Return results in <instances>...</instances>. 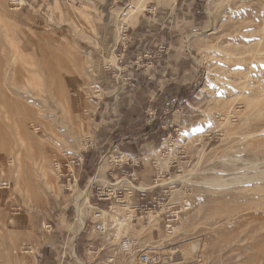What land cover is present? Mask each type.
Listing matches in <instances>:
<instances>
[{"label": "rangeland", "instance_id": "374dc122", "mask_svg": "<svg viewBox=\"0 0 264 264\" xmlns=\"http://www.w3.org/2000/svg\"><path fill=\"white\" fill-rule=\"evenodd\" d=\"M9 1L0 0V182L10 186L0 188V231L5 237L0 264H9L3 250L10 243L31 251L17 252L11 264H140L143 254L159 256L157 264H264V0H145V11L128 25L123 18L131 0H106L103 5L111 4L110 9L103 7V0H89L96 9L93 22L101 49L95 46L91 26L80 17L69 11L74 30L53 15L55 0H24L19 10H14L17 2ZM138 23L142 32L130 35ZM167 33L174 36L170 52L178 51L199 73L187 99L167 116H147L148 125L157 122L164 132L153 142L160 166L158 181L151 186H167L166 193L162 191L157 203L134 210L130 191L128 196L119 191L124 185L116 178L115 201L105 212L126 225L120 233L109 227L104 234L94 232L105 219L104 210L86 202L84 227L76 234L73 191L63 187V176L68 170L76 172L71 162L95 139L99 86L117 89L119 95L126 89L138 95L136 65H126L141 64L140 52L159 49V36ZM59 48H69L71 56ZM15 51L27 53L26 60L35 63L31 69L45 71L47 107L33 106L32 96L7 91L3 73L10 69L8 83L24 89L20 84L25 71L7 62ZM73 65L83 69L75 71ZM46 69L58 89L50 84ZM53 102L60 108L56 114L46 110ZM38 108L44 117L36 114ZM68 129L74 134L68 135ZM18 139L31 147L21 148ZM41 155L46 156L43 162ZM18 157L21 178L27 179L20 187L14 176ZM120 160L111 154L103 164L120 165ZM41 166L46 180L40 179ZM91 170L90 178L96 173ZM83 184L78 190L88 185ZM99 184L109 186L108 181Z\"/></svg>", "mask_w": 264, "mask_h": 264}, {"label": "crops", "instance_id": "0c3cea01", "mask_svg": "<svg viewBox=\"0 0 264 264\" xmlns=\"http://www.w3.org/2000/svg\"><path fill=\"white\" fill-rule=\"evenodd\" d=\"M105 2L106 0H103L101 4ZM103 7L110 9L111 4L103 5ZM162 28L161 30H164ZM142 30L138 23L135 27H131L129 32L130 35H139ZM173 41L174 36L169 33L159 36L156 43L159 49L143 50L140 52L141 64L134 62L135 64L126 65V68H133L132 66L136 65L135 77L139 80H134L139 83L138 95L130 94L128 89L123 92V95H119L116 92L117 89H102L99 86L102 94L98 96L97 101H94L93 112V122L96 124L93 128L95 139L93 143L86 146L79 157H76V172L66 171L63 176L65 178L63 187L74 193V188L79 189L81 181L84 182V186L87 185L90 178L88 171L95 168L96 172L103 164L104 158L111 157V154L120 156V165L111 164L110 161L107 167H104L103 176H101L103 181L100 182L108 181L109 186H101L100 182L98 184L95 182L91 186L87 199L91 208L104 211L106 208H111L110 205L114 203L116 196L117 189H113L117 185L116 178L124 185L119 191L124 192L125 196H128L126 192L130 191L128 198L131 200L130 207L134 210L152 205L164 188H167V186H151L153 182L158 181L155 177H159L160 166L154 155L157 145L153 142L162 139L164 132L160 133L157 122L148 125L147 116L152 112H155V115L157 113L158 116V112L167 116L170 108L187 99L190 89L196 84L199 73V70L186 61L178 51L170 52ZM144 59H147V62L144 63ZM102 82L111 86L106 80ZM153 117H150V120ZM161 127L165 129V126ZM113 181L116 182L113 183ZM78 237L79 235L76 239ZM71 250L74 254L78 251L75 244Z\"/></svg>", "mask_w": 264, "mask_h": 264}, {"label": "bare ground", "instance_id": "6f19581e", "mask_svg": "<svg viewBox=\"0 0 264 264\" xmlns=\"http://www.w3.org/2000/svg\"><path fill=\"white\" fill-rule=\"evenodd\" d=\"M145 0H131L130 2V5H129V9L128 11H126L127 13L125 14L124 18H123V24H134L136 21H137V17H138V14L139 13H142L143 11H145V7L142 5L144 3ZM10 4H13L15 2H17L18 4V7H16L14 10H19L20 7H22L24 5V0H19V1H16V0H10L9 1ZM68 3H71V6L68 5ZM208 5V4H207ZM208 9V8H207ZM206 9V10H207ZM127 10V9H126ZM51 11L53 13V15H55L58 19H60V21H65V22H68V23H71L73 29L75 30V22L72 20L71 16L69 15L70 12H72L73 14H75L77 17H80L83 21H85L87 24H89L91 26V31L92 33L90 32L91 35L94 36L95 40H93L95 43H96V48L98 47L99 49H101V44L98 42V31H97V27L95 26V23L93 22V16L95 15L96 13V9L93 7V4L91 3V1H87V0H55L54 1V4L53 6L51 7ZM70 11V12H69ZM207 14L210 13V11H206ZM125 13V12H124ZM117 20V17L115 18ZM115 20V21H116ZM82 21V22H83ZM80 22V21H79ZM118 23V21L116 22ZM82 26V25H81ZM86 27H84V25L82 26L83 28H87V25H85ZM82 29V28H81ZM89 29V28H88ZM87 29V30H88ZM77 32V31H76ZM79 32V31H78ZM88 33V32H87ZM89 34V33H88ZM86 38V36H84ZM17 45V44H16ZM68 46H71V45H68ZM71 49V48H70ZM74 49V48H73ZM59 50H62L59 48ZM72 50V49H71ZM75 50V49H74ZM63 51V50H62ZM11 52V51H10ZM22 52V51H21ZM64 53H66V55L68 56H71L70 54H67L68 52H70L69 48H65ZM104 52V51H103ZM105 53V52H104ZM10 54V53H9ZM24 56H22L20 53H18L17 51H15L14 53H12V55L9 57V59L7 60V62L9 64H11L12 66L16 65V64H20V66L23 68V70L25 71V76H24V82L23 84L20 86L21 87H24V89H19V87L17 88L16 86H13L15 85L17 82H13L14 84L12 85L11 83L9 84L8 82L10 81V73H11V69L9 67L10 70H7V71H4V76H3V81H4V84H5V87H7V91L12 93V92H16L17 94H24L25 96H32L34 97V99H36V101L34 100H31L29 101L33 106H37L38 103H42V106L45 105V107H47L46 104H44V95L47 92L46 90V85H45V71L43 69L44 72H40V70L37 69V66H36V69L33 68L31 69V67L35 64V63H32L30 59V63L27 62L28 60H26V57H29V56H26V54L22 53ZM106 54V53H105ZM66 58V57H65ZM72 57H70L71 59ZM56 62L59 63L60 61L58 60V57L55 58ZM74 59V58H73ZM68 60V59H67ZM66 60V62H68ZM70 61V60H69ZM75 61V60H73ZM54 62V61H53ZM109 62V61H108ZM55 63V62H54ZM71 63V62H70ZM97 65L99 66V68H101L103 66V60H99V62H96ZM76 64V63H74ZM46 65V64H45ZM10 66V65H9ZM27 66H30L29 68ZM46 66H49V65H46ZM70 67H72L70 64L68 65ZM75 68V71H79V70H82L81 68H79L78 66H75L73 65ZM8 68V66H7ZM50 68H53L52 66H50ZM69 68V67H68ZM70 69V68H69ZM73 69V67H72ZM46 72L49 74V80H50V84H52V87L55 89H58L60 86H57L56 82L54 81L55 77L54 75L48 70L46 69ZM80 73V72H78ZM23 75V74H22ZM81 76V75H80ZM84 76V75H83ZM81 76V77H83ZM54 79H53V78ZM80 80V79H79ZM20 83V82H19ZM57 86V87H55ZM53 90V89H52ZM63 90V89H62ZM57 91V90H56ZM59 91V90H58ZM61 91V90H60ZM64 92V91H63ZM57 94V92H55ZM54 93V94H55ZM66 94V93H65ZM51 95V93H50ZM53 96V95H52ZM51 96V97H52ZM31 97V98H32ZM57 97V96H56ZM57 99V98H56ZM30 100V99H29ZM55 105H56V102H53ZM44 104V105H43ZM65 104V103H64ZM53 105L52 108H46V110L50 111L51 113H55V111H58V108L57 105L55 106ZM59 105V103H58ZM39 106V105H38ZM50 106V105H49ZM61 106V105H60ZM66 106V105H65ZM45 107H42L41 109L44 111ZM44 108V109H43ZM39 110H37L36 114H39L40 116H43V111L38 108ZM45 110V111H46ZM63 110V109H62ZM65 112V111H64ZM67 112V111H66ZM56 114V113H55ZM50 116V115H49ZM44 117V116H43ZM24 125V124H23ZM35 130L38 128V127H34ZM33 128V129H34ZM23 130V129H22ZM53 131V130H52ZM35 132V131H34ZM68 135H73V130L71 129H68ZM23 133V132H21ZM20 135H23L24 134H21ZM24 133H26L24 131ZM18 134H19V131H18ZM28 134V132H27ZM57 136V135H56ZM25 137V136H24ZM24 137H21L20 139L24 138ZM28 138V136H27ZM26 138V139H27ZM18 139V143L17 144H20L21 148H24L25 150H27L28 146H30V144H25L27 142V140L24 139L23 140H20ZM50 140L53 141V138H49ZM38 140V139H37ZM42 140V139H41ZM34 141V140H33ZM32 141V142H33ZM55 141V140H54ZM29 142V141H28ZM40 143V141H38ZM58 142V141H57ZM36 143V142H35ZM42 143L41 142V146H42ZM45 143H43L44 145ZM83 144V143H82ZM27 145V147H26ZM79 145V144H78ZM31 147V146H30ZM43 148V147H42ZM41 149V148H40ZM43 154V152H42ZM44 155V154H43ZM42 156V155H41ZM59 156V155H58ZM20 157V155H19ZM15 158L16 159V163H17V173L15 176V178L17 179L16 180V183H15V186L16 187H20L21 184H23V182H26L27 179H22L21 176L22 174L24 173L22 171V163H21V159L20 158ZM46 159V156H42L41 157V161H45ZM13 160V159H12ZM11 160V158H9L6 162L7 165H12L13 161ZM36 163V162H35ZM39 163V162H37ZM169 163V161H168ZM41 164V163H40ZM39 165V164H38ZM76 163L74 161L71 162V166L75 167ZM8 166V167H9ZM47 166V165H46ZM42 167V166H41ZM104 164H102L99 169L96 171L94 177L92 178H89V181H88V185L83 189V190H78L77 188H74V193H73V200H74V206H75V211H76V233L80 232L83 227H84V211H83V205L86 204L87 202V195L89 193V190L91 188V186L98 181L99 177L103 174V170H104ZM68 168V167H67ZM31 169V167H30ZM59 169V168H57ZM16 170V169H15ZM3 172V171H2ZM38 172V171H37ZM69 172V170H68ZM39 175H40V179H43V180H46V177H47V173H46V170L45 168H41L39 170ZM15 174V173H14ZM57 174V173H56ZM4 176V175H2ZM13 176V178H14ZM26 176V175H25ZM24 178V177H23ZM14 180V179H13ZM29 181V180H28ZM42 182V180H41ZM26 185V184H25ZM9 186V184L6 182V183H3V182H0V188L2 189H7ZM23 188V187H22ZM15 190V189H14ZM18 190V189H17ZM185 204V203H184ZM104 215H105V219L103 220L102 222V225H100L103 229L109 227L110 229H115V231L119 232L125 225H126V222L125 220H121L116 214H112V213H109V212H105V211H101ZM13 214V213H12ZM152 213H150V215H148V217H152ZM96 218V217H95ZM103 218V217H102ZM101 218V219H102ZM127 220V219H126ZM173 230V229H172ZM120 233V232H119ZM5 238L4 236L1 235V231H0V242L2 241V239ZM4 241V240H3ZM6 245H8L6 243ZM2 246V245H1ZM5 247V246H4ZM3 249V247H2ZM31 249V248H29ZM2 251H0L1 253ZM17 252H19L20 254H31V251L26 249L25 245L23 246H20L19 249L13 247V245L10 243L9 246H6L5 249L3 250V257H5L7 263L9 262V264H11L10 262H14L15 261V257L13 255H16ZM175 253V252H173ZM25 254V255H26ZM2 255V254H1ZM175 255V254H174ZM2 257V256H1ZM0 257V258H1ZM19 258V257H18ZM3 262V261H1ZM4 264V263H3ZM6 264V263H5Z\"/></svg>", "mask_w": 264, "mask_h": 264}, {"label": "built area", "instance_id": "2783aa9c", "mask_svg": "<svg viewBox=\"0 0 264 264\" xmlns=\"http://www.w3.org/2000/svg\"><path fill=\"white\" fill-rule=\"evenodd\" d=\"M165 193H166V190L163 191V194ZM128 195H130V192L128 193ZM155 203H157L156 200H155ZM94 232L98 234H104L105 229H103L100 225H95ZM138 260L140 264H157V262L160 261V257L157 255L143 254L139 257Z\"/></svg>", "mask_w": 264, "mask_h": 264}]
</instances>
